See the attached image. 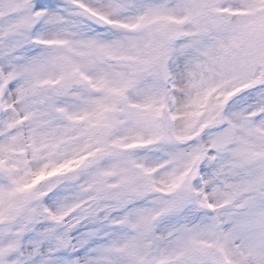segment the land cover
<instances>
[{
    "label": "snow or ice",
    "instance_id": "6c2138e0",
    "mask_svg": "<svg viewBox=\"0 0 264 264\" xmlns=\"http://www.w3.org/2000/svg\"><path fill=\"white\" fill-rule=\"evenodd\" d=\"M0 264H264V0H0Z\"/></svg>",
    "mask_w": 264,
    "mask_h": 264
}]
</instances>
